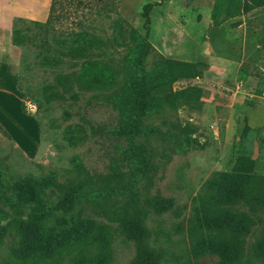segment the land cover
I'll return each instance as SVG.
<instances>
[{"label":"rangeland","instance_id":"374dc122","mask_svg":"<svg viewBox=\"0 0 264 264\" xmlns=\"http://www.w3.org/2000/svg\"><path fill=\"white\" fill-rule=\"evenodd\" d=\"M53 1L45 34L35 22L48 20L52 0H0V25L10 24L0 29V195L12 198L0 200V226L39 210V202L55 205L86 177L91 189L54 212L42 232L28 224L0 232V264H129L135 256L110 218L123 197L111 191L117 181L108 184L109 176L113 168L127 170L116 163L124 145L112 133L117 114L108 92L79 91L58 80L77 68L52 42L80 31L110 38L117 20L147 34V68L159 56L204 65L198 78L173 86L202 88L199 108L167 110L148 121L167 136L149 140L150 178L136 188L142 199L173 202L166 212L148 210V246L162 253L160 264H264V207L253 200L214 207L209 187L214 174L230 172L244 154L255 159L253 174L264 188V8L216 26L214 0ZM150 3L157 6L146 32L141 13ZM14 28L28 38L19 46L11 41ZM126 52L99 54L118 61ZM45 54L61 63L43 64ZM181 134L196 145L178 147ZM238 217L247 234L221 225Z\"/></svg>","mask_w":264,"mask_h":264},{"label":"trees","instance_id":"16d2710c","mask_svg":"<svg viewBox=\"0 0 264 264\" xmlns=\"http://www.w3.org/2000/svg\"><path fill=\"white\" fill-rule=\"evenodd\" d=\"M153 6L154 4L150 3L142 8L141 17L146 32ZM53 7L52 0L45 23L35 22L42 27L45 34L51 22ZM258 8H264V0H214L211 20L213 24L219 26L229 19ZM114 28V34L106 39L86 31L71 33L65 40L52 38L55 48L63 51L64 53L60 54L71 62L72 67L77 68L66 78L64 76L57 78L63 83L76 86L79 91L108 92L117 114V122L112 133L124 143L120 147V159L116 163L125 162L124 166L127 168L124 172H118L113 168L109 176L108 184L117 181L116 186L110 188L111 191L123 197L110 214V218L119 223L126 240L132 242L135 247V256L129 264H160L163 255L148 246L149 232L144 222L148 210L166 212L171 209L173 202L159 196L142 199L136 188L140 180L150 178L152 151L149 140L153 137L167 136L160 129L149 125L148 121L167 110L175 111L182 107L199 108L201 99L205 96L202 88L189 85L174 89L173 86L182 81L198 78L204 65L159 56L151 67L147 68V57L152 52L147 34L141 35L122 20L115 21ZM27 39L18 29L12 30L13 45L19 46ZM110 48H122L127 52L118 61L101 57L99 52ZM42 63L58 66L61 60L45 54L42 56ZM185 130L188 129H183ZM247 131L248 127H245L243 134L245 135ZM177 145L184 149L196 145V142L181 134ZM254 165L255 159L243 154L236 159L230 172L214 174L209 181V187L215 195L212 198V206H230L253 200L257 207H264V188L260 191L259 178L253 174ZM91 182L92 179L86 177L55 205L39 202L40 209L28 212L25 218L19 216L8 218L7 224L0 226V232L22 224L33 225L40 232L44 231L54 212L68 209L79 197H87L84 191L91 189ZM8 187L9 185H6L5 188ZM255 193L262 194V197L253 198ZM93 195L94 193H91L88 196ZM2 199L12 201V198H3L0 195V200ZM2 217L0 212V221ZM244 221V217L223 219L221 225L230 227L236 234L238 231L247 234L249 228Z\"/></svg>","mask_w":264,"mask_h":264},{"label":"crops","instance_id":"0c3cea01","mask_svg":"<svg viewBox=\"0 0 264 264\" xmlns=\"http://www.w3.org/2000/svg\"><path fill=\"white\" fill-rule=\"evenodd\" d=\"M214 3V2H213ZM157 5L156 4H154V6H153V8L154 7H156ZM213 6V5H212ZM153 8H152V10H153ZM152 10H151V12H152ZM212 11V10H211ZM151 12H150V14H151ZM20 17H24V18H36V16L35 15H31V14H24V15H20ZM149 17H150V15H149ZM151 18V17H150ZM6 25H0V29H4V30H7L8 28H9V25L10 24H8V21H6Z\"/></svg>","mask_w":264,"mask_h":264}]
</instances>
